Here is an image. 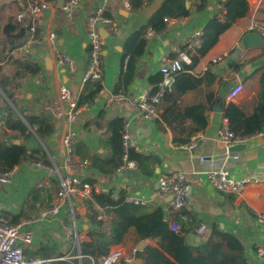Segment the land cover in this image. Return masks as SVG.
<instances>
[{
    "label": "crops",
    "instance_id": "obj_1",
    "mask_svg": "<svg viewBox=\"0 0 264 264\" xmlns=\"http://www.w3.org/2000/svg\"><path fill=\"white\" fill-rule=\"evenodd\" d=\"M162 1L128 0L126 6L122 0H110L106 5V15L111 18L112 24L98 26L104 42L100 54L101 90L93 102L78 106L80 111L72 127L77 134L74 156L88 160L90 165L85 171L75 174L85 182L89 180L88 183L98 186L101 192L117 190L145 200L146 204L141 207L146 208L149 214L154 207H161L169 229L171 230L172 224L178 226L179 231L174 232L180 233L190 246L196 247L213 232L225 233L240 243L248 264H262L263 257L258 258L256 252H264V232L257 223V217L264 216V135L249 138L243 144L244 147L233 152L237 154V159H232L228 157L227 153L231 152L218 138L217 131L227 126L222 114V109L227 103L232 102L249 114L259 93L260 70L264 67V47L243 50L240 40L247 34L250 18L256 17L264 21V0H247V14L224 32L216 45L200 58L191 74L201 76L210 70L214 76L213 80L209 85L203 83L194 91L181 95L177 101L178 114H167L165 119L170 124H163L164 129L159 130L154 121L143 119L137 106L138 96L146 89L152 88L149 79L160 71L162 59L171 60L170 56L184 47L194 32L202 31L210 19L221 18L223 5L227 2L206 0L204 9L197 11L196 0H185L184 6L189 10V15L173 25H165L164 32L158 33V36L146 39L148 20ZM49 2H52L53 6L43 14L38 23L42 34L30 54L36 61L39 72L32 77H24L16 84L11 81L15 66L11 63L0 64L1 76L7 80L6 90L12 93L16 107H13V103L1 90L0 104H4L2 107H13L14 113L26 127L24 133L5 129L11 142L22 144L29 150L43 152L48 163L37 162L59 167L63 157L62 138L67 126L63 121L55 120L49 108L55 104L63 109L67 108L59 98L61 86L68 89L71 100L75 103L84 90L83 76L89 50L86 20L100 4V0H78L70 20L65 19L60 8L56 7L57 0ZM25 5L26 0H0V44L11 40L17 42L15 39H6L3 29L6 27L9 34L14 35L24 26L16 22L15 17ZM10 27L14 30L10 31ZM50 31L56 35L58 46L73 63V72L70 74L56 64L46 39V33ZM136 33L138 37L132 40ZM141 41L145 42L143 53L135 62L129 79L124 78L127 58L121 63L122 54L126 49L134 50ZM238 49L240 53L235 58ZM232 62L240 65L238 71L229 69ZM238 84L242 86L240 94L233 100H227L230 89ZM208 95H212V100L207 104V125L203 131L197 133L200 137L195 148L184 149V145L173 142L178 133L182 134V138L191 133V121L183 118V110L189 105L207 102ZM169 106L170 103H161L160 113ZM22 114L37 118L50 116L48 124L51 125L52 132L43 142ZM116 119L123 120L124 133L133 143L131 148L136 154L146 157V160L141 163L140 170L134 162L133 169L119 167L110 175H102L92 167V162L109 157L108 151L102 145V137ZM34 125L35 128L38 126L36 123ZM31 164L32 162H28L17 166L10 182L0 188L3 216L8 222L14 218L17 221L28 218L30 214L49 207L55 197L57 181L49 177L48 182L41 184L48 173L33 168ZM219 168L226 169L231 179L249 177L256 182L240 195L219 192L203 173L205 170ZM168 172H177L184 176L191 201L189 210L182 209L170 213L166 208V198L162 199L156 195L157 178ZM32 189H36L40 196L39 200L30 206L26 200ZM73 207H77V204L74 203ZM103 212L105 213V210ZM105 215L107 219L104 225L109 229L114 217L106 213ZM61 223L76 231L81 237V242L89 241L87 234L94 229V225L89 223L85 216H77L75 212L72 215L71 211L69 214L67 208H63L51 219L27 226L33 238L31 244L24 249V254L28 257L63 258L60 261L65 264H81L73 259L78 247L73 248L63 242L64 231L61 229ZM199 225H204L205 230H210L209 233L198 235L196 229ZM146 245H155L154 238L137 239L130 229L123 241L110 249L108 256L115 252L124 256L132 249L141 251ZM138 260L134 258L131 264H138ZM120 262L122 261L116 264Z\"/></svg>",
    "mask_w": 264,
    "mask_h": 264
},
{
    "label": "trees",
    "instance_id": "obj_2",
    "mask_svg": "<svg viewBox=\"0 0 264 264\" xmlns=\"http://www.w3.org/2000/svg\"><path fill=\"white\" fill-rule=\"evenodd\" d=\"M49 1V0H46ZM185 0H163L157 11L149 18L148 26L156 33H163L165 24L163 18H184L189 15V10L184 6ZM196 10L204 9L206 0H196ZM248 12L247 0H227L223 5V13L221 18H212L201 31L200 45L189 56V49L186 46L181 47L170 58L178 59L181 53L188 55L189 62L183 61L181 71L173 75L172 87L164 89L161 93L159 104L156 106L157 118L154 124L157 129L163 130V124H170L165 116L167 114H178L177 101L181 95L194 91L203 83L209 85L214 76L210 70L201 76L191 74L200 58L208 53L218 42L220 36L226 32L240 18L244 17ZM21 25V24H20ZM25 25V24H24ZM10 31L14 28L10 27ZM138 37L136 33L132 40ZM21 42L3 41L0 44V64L11 63L15 66V71L11 79L12 82L18 83L24 77H32L39 72L36 61L29 56L14 57L11 52L20 46ZM145 42L141 41L134 50L126 49L121 57V63L127 58L126 72L124 78L132 74L133 67L137 59L142 55ZM240 65L232 62L229 69L236 72ZM260 90L252 104V111L247 114L245 110L232 103H227L222 109L224 119L227 121L228 129L235 135L240 137H248L264 130V67L260 70ZM162 74L158 72L149 79L152 85L151 94L159 91L157 84L161 81ZM6 79L1 76L0 66V90L6 98L13 102V95L6 90ZM128 81V80H127ZM101 90L100 82H85L84 90L78 96L77 106L91 103ZM212 100V95H208L207 102L189 105L183 110V118L191 121V133L185 138L182 134L174 136L173 142L178 145H187L193 136L203 131L207 125L206 112L208 111V103ZM161 103H170L163 113H160ZM13 107L5 105L0 109V173H7L14 167L20 166L28 162L40 161L44 164L48 163L47 157L43 152L29 150L22 144H14L7 135L5 129L17 130L24 133L26 127L14 113ZM21 114V112H20ZM24 120L29 126L34 127L36 136L43 142L52 132L50 116L37 118L34 116L23 115ZM38 126L35 128L34 124ZM123 120H114L106 134L102 137V145L109 153V157L104 160H94L92 167L102 175H110L113 170L122 165L123 150L121 139L123 134ZM127 160L137 163L138 169L146 160V157L138 155L132 148L126 153ZM89 182V180H88ZM123 193L118 194V198L114 201L111 198V191H102L98 194L92 193L87 201L88 211L85 219L94 225V229L87 235L89 241H83L78 246V252L81 255V264H90V259L94 264L105 258L112 247L120 244L128 231L133 230L137 239L154 238L155 245H146L141 251H137L135 258L141 260L140 264H248L243 256L240 243L231 235L219 232H213L206 236L196 247L186 243L184 237L180 233L171 231L168 223L163 217V210L156 206L149 214L144 207L131 206L123 202ZM39 192L32 189L29 192L26 203L32 206L39 200ZM99 209H104L105 213L112 215L114 219L110 222V228L106 229L104 222L98 219ZM14 218L9 223H16ZM61 256V255H60ZM55 264H65L63 261H57ZM124 264V262H120ZM264 264V256L263 262Z\"/></svg>",
    "mask_w": 264,
    "mask_h": 264
},
{
    "label": "built area",
    "instance_id": "obj_3",
    "mask_svg": "<svg viewBox=\"0 0 264 264\" xmlns=\"http://www.w3.org/2000/svg\"><path fill=\"white\" fill-rule=\"evenodd\" d=\"M110 0H100V4L96 6L93 12L86 20V37L88 42V57L86 62V68L84 71L83 82L92 81L100 82L102 78L101 68V51L104 44L98 30V26L111 25L112 20L106 15V5ZM126 6H128V0H122ZM78 4V0H63L60 11L65 19L70 20L74 13V10ZM53 6L52 2L46 0H26L25 7L16 14L15 20L18 23L25 24V32L21 39L20 46L13 50L11 54L13 56H29L32 49L38 43L41 36V29L39 27V21L43 14ZM181 18H163L165 25H173ZM247 33L257 34L263 41L264 45V21L253 17L247 26ZM202 32L196 31L192 34L191 38L186 42L184 46L189 49V56L194 53L200 45V38ZM158 36L151 27L147 28L145 32V38ZM46 39L49 42L56 64L63 67L69 74L73 72V63L69 56L66 55L57 44V37L53 32L46 33ZM264 47V46H263ZM219 60V59H218ZM189 62L188 55L181 53L178 59L165 60L162 59V65L160 71L162 74L161 81L157 84L159 91L151 94V88L142 92L137 99V106L139 111L146 121H154L157 118L156 106L160 102L162 91L164 89L169 90L173 84V75L181 71L180 62ZM217 60H213L216 62ZM242 91L241 85H235L227 94V100L235 99ZM59 98L62 103L67 105V108L63 109L60 105L55 104L50 106L49 110L55 120L63 121L67 129L62 138L63 144V157L59 167L49 166L41 164L40 162H32V167L46 171L48 173L47 178H44L41 184L48 182L49 177L56 180L58 188L55 193V197L51 205L45 209L39 210L30 214L28 218L21 219L16 223H9L3 216L2 204L0 200V264H55L57 261L63 258H40V257H28L24 254V249L31 244L33 235L27 228L29 224H38L51 219L59 214L63 208H67L73 215V212L77 216L84 217L87 214L88 206L87 201L92 193L98 194L101 192L100 188L92 183L85 182L76 175L75 172L85 171L90 162L86 159H80L74 156V146L77 142V134L73 130V125L76 121V117L80 111V108L76 105L75 101L71 100L70 93L65 86L59 88ZM218 138L225 144V148H229L245 144L252 136L264 135V130L248 137H240L231 132L227 126H223L217 131ZM200 135H195L191 138L190 143L184 145V149L195 148L197 139ZM121 145L123 150L122 165L120 168L126 167L133 169L135 163L127 160V150L133 146L132 141L124 133L122 134ZM230 152V151H229ZM228 157L237 159L236 153H227ZM202 161V158H200ZM16 167L7 173H0V188L2 185L8 184L11 180ZM204 175L208 179L209 183L219 192L240 195L245 189L256 181L244 177L238 180L231 179L226 169L219 168L216 170H205ZM119 192L117 190L111 191V198L115 201L118 198ZM156 195L159 198L171 197L167 203L166 208L168 212H175L178 210H189L191 201L188 193L187 185L185 184L184 176L177 172H168L160 175L157 178V192ZM123 202L131 206H144L145 200H139L131 195L124 194ZM77 204V207H73V204ZM98 219L105 222L107 217L103 212L104 209H99ZM257 223L264 232V216L257 217ZM171 230L179 231V227L176 225H170ZM61 229L64 231L63 242L71 245L73 248L78 247L81 242V237L72 230L70 227H66L61 223ZM205 230L204 225H199L196 229V233L201 235ZM74 231V233H73ZM83 241V240H82ZM136 250L132 249L124 256L115 252L111 255H107L98 261L97 264H116L119 261H123L125 264H131L134 261ZM258 258L264 256V252L259 250L256 252ZM73 259L81 260L79 252L73 255ZM90 259V264H94Z\"/></svg>",
    "mask_w": 264,
    "mask_h": 264
},
{
    "label": "water",
    "instance_id": "obj_4",
    "mask_svg": "<svg viewBox=\"0 0 264 264\" xmlns=\"http://www.w3.org/2000/svg\"><path fill=\"white\" fill-rule=\"evenodd\" d=\"M62 1H63V0H57V4H56V7H57V8H61V6H62ZM25 29H26L25 26H22V27H20V28L18 29V31H17L16 34L11 35V34H9L7 28L5 27V28L3 29V33L5 34L6 39H9V38H10V39H15V40L19 43V42H21V39H22L23 34H24V32H25ZM240 45H241V48H242L243 50H247V49H249V48H253V47H263V46H264V45H263V41H262V39H261L257 34H254V33H247V34H245V35L241 38V40H240ZM239 53H240V49H238V50L236 51V54H235L234 57L236 58V57L238 56ZM3 105H4L3 103L0 104V108H1ZM242 147H244L243 144H242V145H236V146H233V147L229 148L228 151H230V152H235V151L240 150ZM170 199H171L170 196L167 197V198H166L167 202H169ZM209 231H210V230H205V231H204V235H207V234L209 233ZM140 247H141V245L139 246L138 249H140ZM137 263L139 264V263H140V260H138Z\"/></svg>",
    "mask_w": 264,
    "mask_h": 264
}]
</instances>
